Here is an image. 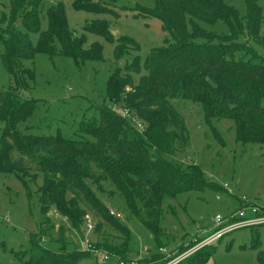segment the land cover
Returning <instances> with one entry per match:
<instances>
[{"label": "trees", "instance_id": "obj_1", "mask_svg": "<svg viewBox=\"0 0 264 264\" xmlns=\"http://www.w3.org/2000/svg\"><path fill=\"white\" fill-rule=\"evenodd\" d=\"M11 1L12 13L4 31L7 37L0 31V45L4 47L1 53L4 66L14 77L26 70L22 69L21 62L34 58L38 52L49 55L59 52L82 60L101 59L99 44L86 50L84 39L70 31L62 3L48 12V28L40 32L39 44L34 48L28 35L16 27V22L19 20L27 29L39 31L38 1ZM244 1L245 21L225 0H157L154 8L145 9L144 15L164 23L171 36L170 43L151 50L143 64L146 73L137 84H132L126 75L111 76L106 98L115 107L120 105L119 108L101 106L97 117L81 122L75 138L29 134L26 129H20V124L35 111L36 102L20 94L26 85L22 80L14 81L21 84L19 88H0V122H4L0 136V172L14 174L25 185L30 182L29 177L36 179L42 175L43 183L37 189L40 236L51 233L55 226L48 214L53 209L85 236L83 218L76 217V212L83 215L89 210L100 219L98 229L108 224L123 235V240L115 245L108 241H92V245L126 258L132 249L131 229L110 212L92 188L98 185V190L104 191L102 182H107L123 198L129 214L140 221L160 247L164 246L160 243L164 237L168 238L161 224L164 201L200 188L203 182L198 165L185 168L181 162L170 159L177 146H186L189 135L184 119L169 98L198 102L207 121L231 119L238 141L264 145V53L255 49L252 42L264 49V36L258 31L262 9L258 0ZM72 5L77 10L116 13L96 0H73ZM219 19L229 24L228 35L209 32L200 24ZM106 25L93 23L85 30L115 43L117 57L130 49L140 50L134 39L116 38ZM246 33L251 41L238 40ZM128 70L139 73L140 60ZM14 152L20 156L14 158ZM25 157L35 167L27 164ZM35 240L32 238L30 249L38 250L39 257L24 264H77L85 255L93 257L91 251L84 249L72 255L56 252L43 247L41 239L40 244ZM213 246L200 248L182 264H205ZM162 257L164 254L159 252L145 261L163 264ZM113 259L105 264H112L109 262ZM258 264H264V251L259 253Z\"/></svg>", "mask_w": 264, "mask_h": 264}, {"label": "rangeland", "instance_id": "obj_2", "mask_svg": "<svg viewBox=\"0 0 264 264\" xmlns=\"http://www.w3.org/2000/svg\"><path fill=\"white\" fill-rule=\"evenodd\" d=\"M37 1L39 31L27 29L19 20L16 22V27L28 35L34 48L39 44L40 32L48 28V12L56 4L62 3L70 31L84 39L83 48L86 50L91 49L95 43L99 44L102 47L101 59L82 60L59 52L53 55L38 52L34 58L21 62L22 69L26 70L14 77L4 66L1 59L4 47L0 45V88H19L21 84L14 81L22 80L26 85L20 89V94L36 102L35 111L20 124V129H26L29 134L60 135L72 139L78 135L83 120L97 117L98 109L103 105L114 106L106 98L111 76L115 73L126 75L132 84H137L146 73L143 64L147 55L153 48L168 45L171 36L160 19L144 15L145 9L154 8L157 0H96L116 13L109 10H77L72 5L73 0ZM225 1L238 10L245 21V1ZM258 4L262 9L258 31L260 36H264V0H258ZM11 13L12 1L0 0V31L7 30ZM98 22H105L107 29L115 33L116 38L134 39L140 45V50L130 49L117 57L115 43L85 30V27ZM200 24L207 31L219 35L231 32L229 24L221 19L214 23L201 21ZM4 34L7 37V33ZM244 36L238 40L251 41L247 33ZM55 42L60 50L59 42ZM252 42L255 49L264 53L263 47ZM139 60L141 71H129L128 67ZM169 101L184 119L189 135L186 146H177L170 159L181 162L185 168L187 165H198L203 182L200 188L184 191L163 203L161 224L168 238L164 237L160 243L166 250L164 256L175 254L162 257L165 260L163 264L186 263L189 256L208 245L214 246L205 264H258L259 253L264 251V222L236 228L220 236H216L214 231L217 215L225 219L234 215L238 219H248L256 216L251 206L264 210V145L238 141L235 124L231 119L207 121L203 106L198 102L177 97L169 98ZM3 127L4 122H0V136ZM19 156L14 152V158ZM25 162L32 163L26 157ZM31 165L35 167V163ZM28 179L31 180L25 185L14 174L0 172V264H24L25 261L38 258L40 252L30 249L32 238H37L35 241L39 244L41 239L43 247L71 255L81 249L87 250L86 241H108L115 245L123 240V235L108 224L98 229L100 219L89 210L84 216L76 212V217L83 218L82 228L85 233L86 221L91 222L93 229L86 236L83 233L81 236L76 227L53 209L48 214L55 226L51 233L41 237L37 189L43 183V178L39 174L36 179ZM225 184L228 188H225ZM97 187L92 185L102 203L131 229L133 243L128 256L137 258L139 251L143 252L144 248L148 249V258L159 254L160 246L140 221L129 214L123 198L115 188L107 182H102L104 191H99ZM242 209L246 212L244 218L239 217ZM226 224L228 221L223 225ZM198 238L202 240L190 246ZM197 244L198 248L188 254L189 248ZM183 246L184 249H179ZM102 250L109 253L108 249ZM110 254L114 255V259L109 263L117 264L116 254ZM103 256L101 253L93 257L85 255L77 264H105ZM147 261L149 264L154 263Z\"/></svg>", "mask_w": 264, "mask_h": 264}, {"label": "built area", "instance_id": "obj_3", "mask_svg": "<svg viewBox=\"0 0 264 264\" xmlns=\"http://www.w3.org/2000/svg\"><path fill=\"white\" fill-rule=\"evenodd\" d=\"M127 90H131V88L128 87ZM138 125L141 127V123H138ZM224 186H225V188H228L227 184H225ZM251 207H252V212L256 213L255 218H248V219L244 218L246 216L245 215L246 212L244 209H242L239 212V217L244 218V219H238L236 217V215H234L233 217L227 218V219L223 218L221 215H217L215 217V228H216L214 231V232H216L215 235L220 236L224 233H229L230 231H232L236 228H240L243 226H252L255 224L263 223L264 222V214L260 215V212H264V210L261 211L260 208H257L254 206H251ZM225 221H228V224L223 225ZM90 223L91 222L89 220L86 221L85 229L87 232L85 233V236L93 229V227ZM85 246H86L88 251H91L93 253V255L98 256V255H100V253L103 254L104 255L103 256L104 261H109L111 258H114V255H111L107 251H103L102 248L94 247L92 245V243L89 241H86ZM196 248H198V244L189 248L188 254H190L191 252H194L196 250ZM143 252H145V254H143ZM143 252L139 251V256L137 258H130L129 256H127L126 258H122V257L116 255L117 256V264H147L148 262L145 261V258L148 257L147 256L148 249L144 248ZM159 252L161 254H164L166 252L165 247H160ZM174 255H175L174 253L173 254L169 253L168 256H164V257H172Z\"/></svg>", "mask_w": 264, "mask_h": 264}, {"label": "water", "instance_id": "obj_4", "mask_svg": "<svg viewBox=\"0 0 264 264\" xmlns=\"http://www.w3.org/2000/svg\"><path fill=\"white\" fill-rule=\"evenodd\" d=\"M114 33V32H113ZM115 34V33H114Z\"/></svg>", "mask_w": 264, "mask_h": 264}]
</instances>
